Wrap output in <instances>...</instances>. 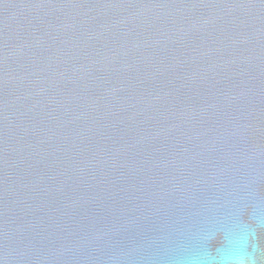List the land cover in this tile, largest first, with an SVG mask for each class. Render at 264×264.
<instances>
[{
	"label": "water",
	"instance_id": "obj_1",
	"mask_svg": "<svg viewBox=\"0 0 264 264\" xmlns=\"http://www.w3.org/2000/svg\"><path fill=\"white\" fill-rule=\"evenodd\" d=\"M0 264H264V0H0Z\"/></svg>",
	"mask_w": 264,
	"mask_h": 264
}]
</instances>
